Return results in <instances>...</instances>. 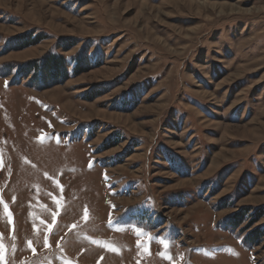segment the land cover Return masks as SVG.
<instances>
[{
	"label": "rangeland",
	"instance_id": "obj_1",
	"mask_svg": "<svg viewBox=\"0 0 264 264\" xmlns=\"http://www.w3.org/2000/svg\"><path fill=\"white\" fill-rule=\"evenodd\" d=\"M0 200V264H264V0H0Z\"/></svg>",
	"mask_w": 264,
	"mask_h": 264
},
{
	"label": "snow or ice",
	"instance_id": "obj_2",
	"mask_svg": "<svg viewBox=\"0 0 264 264\" xmlns=\"http://www.w3.org/2000/svg\"><path fill=\"white\" fill-rule=\"evenodd\" d=\"M0 203H3V201L0 200ZM7 207H8L7 204H4V209H5L6 212H7ZM7 215L9 216V218H11V213H7ZM84 217H85V219H87V217H88L87 210H85V212H84ZM73 227H75V226H73ZM133 230L135 231V234L138 237L147 236V239H148L149 242H158L161 245H163L164 251L159 253V255L162 258H165V259H168V260L172 261L173 257L170 254V249H171L172 246H174V241L169 240V238H167L165 236H151L146 231H144L143 229L139 228L138 226H136ZM29 246H31L30 242H29ZM45 246L46 247L48 246L47 237H45ZM137 246L138 247H143V243L138 240ZM2 249H3V244H0V250H2ZM111 250L116 251L117 249L112 248ZM33 251H35V250L33 249ZM0 259H2V256H0Z\"/></svg>",
	"mask_w": 264,
	"mask_h": 264
},
{
	"label": "trees",
	"instance_id": "obj_3",
	"mask_svg": "<svg viewBox=\"0 0 264 264\" xmlns=\"http://www.w3.org/2000/svg\"><path fill=\"white\" fill-rule=\"evenodd\" d=\"M63 62L61 59L57 58H50L46 63V70H48V73H52L53 71L57 70L59 73H64V67ZM52 71V72H51ZM255 238V237H254ZM256 239V238H255ZM254 240V239H253Z\"/></svg>",
	"mask_w": 264,
	"mask_h": 264
}]
</instances>
